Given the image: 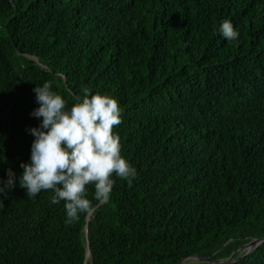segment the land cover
<instances>
[{
    "label": "trees",
    "instance_id": "obj_1",
    "mask_svg": "<svg viewBox=\"0 0 264 264\" xmlns=\"http://www.w3.org/2000/svg\"><path fill=\"white\" fill-rule=\"evenodd\" d=\"M44 81L68 107L115 97L137 174L72 224L51 190L0 194V264H264V241L246 254L264 237V0H0L2 179L29 162Z\"/></svg>",
    "mask_w": 264,
    "mask_h": 264
},
{
    "label": "clouds",
    "instance_id": "obj_2",
    "mask_svg": "<svg viewBox=\"0 0 264 264\" xmlns=\"http://www.w3.org/2000/svg\"><path fill=\"white\" fill-rule=\"evenodd\" d=\"M216 31L227 41H235L240 33L230 20H222ZM35 107L30 115L37 126L26 129L34 139L29 162H21L23 171L16 176L7 169L0 178V194L7 196L17 183L28 198L51 190V203L63 201L65 223L72 224L80 214H92L98 204L110 199L115 177L131 183L136 168L121 154L120 137L113 126L121 123L118 100L106 93H92L84 88L70 107L65 99L44 81L33 88ZM94 186L93 203L87 198L86 186ZM4 196H0V206Z\"/></svg>",
    "mask_w": 264,
    "mask_h": 264
},
{
    "label": "water",
    "instance_id": "obj_3",
    "mask_svg": "<svg viewBox=\"0 0 264 264\" xmlns=\"http://www.w3.org/2000/svg\"><path fill=\"white\" fill-rule=\"evenodd\" d=\"M263 241H264V237L261 238V239H254L250 243H248L247 246H246V249H247L246 254L249 253V252H251L257 245H259ZM89 256H90V250H89V247H88L87 258ZM191 258L200 259V260H203V261H209V258L202 257V256H198V255H194V256H191V257L183 258L178 264H183L185 261H187V260H189ZM228 262L229 261L217 262V263L218 264H227Z\"/></svg>",
    "mask_w": 264,
    "mask_h": 264
},
{
    "label": "rangeland",
    "instance_id": "obj_4",
    "mask_svg": "<svg viewBox=\"0 0 264 264\" xmlns=\"http://www.w3.org/2000/svg\"><path fill=\"white\" fill-rule=\"evenodd\" d=\"M246 249L242 250V253L245 251ZM189 261H196V259H189Z\"/></svg>",
    "mask_w": 264,
    "mask_h": 264
}]
</instances>
